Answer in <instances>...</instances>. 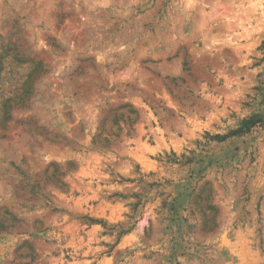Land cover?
<instances>
[{
	"label": "rangeland",
	"instance_id": "1",
	"mask_svg": "<svg viewBox=\"0 0 264 264\" xmlns=\"http://www.w3.org/2000/svg\"><path fill=\"white\" fill-rule=\"evenodd\" d=\"M0 264H264V0H0Z\"/></svg>",
	"mask_w": 264,
	"mask_h": 264
},
{
	"label": "trees",
	"instance_id": "2",
	"mask_svg": "<svg viewBox=\"0 0 264 264\" xmlns=\"http://www.w3.org/2000/svg\"><path fill=\"white\" fill-rule=\"evenodd\" d=\"M260 122H261L260 116L258 114H252L250 116L241 119L239 125L236 128L229 130L225 134H221V135L216 134L212 136V138L216 140H224L227 137L240 136L249 132L253 127L258 125Z\"/></svg>",
	"mask_w": 264,
	"mask_h": 264
}]
</instances>
